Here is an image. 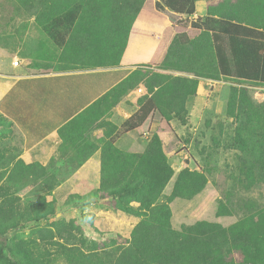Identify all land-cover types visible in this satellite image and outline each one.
Returning a JSON list of instances; mask_svg holds the SVG:
<instances>
[{
	"label": "trees",
	"instance_id": "trees-1",
	"mask_svg": "<svg viewBox=\"0 0 264 264\" xmlns=\"http://www.w3.org/2000/svg\"><path fill=\"white\" fill-rule=\"evenodd\" d=\"M50 1L44 0L49 5L39 17L42 29L65 59L69 56L84 64L58 71L125 64L139 67L158 63L161 67L147 79V92L138 97L139 108L120 128L107 140H103L105 132L95 136L102 145L98 199L140 220L128 239L119 236L121 243L111 251L105 250V244L90 251L67 247L70 264H264V205L248 202L240 206L247 211L228 227L198 221L176 229L171 222L170 202L176 197H193L207 181L206 176L184 168L171 195L162 200L175 172L160 135L156 134L143 153L125 152L115 145L120 134L140 127L155 111L168 124L166 107L178 103L184 108L185 101L197 94L201 78L232 77L264 84V0H206L207 15L174 25L171 36L164 32L169 26L164 10L191 17L198 0H54L52 6ZM137 67L58 130L63 146L73 150L75 159L81 156L79 162L99 148L91 141V131L109 124L99 125V120L142 84L145 73ZM233 96L236 100L232 104L238 102L245 113L246 129L254 143L247 152H256L251 162L245 161L241 182L258 185L264 183V101L253 102L245 87L234 88ZM230 109L226 108L228 115L234 113ZM17 160L15 171L19 174L26 175L25 169L41 165ZM9 200L5 204H13ZM134 201L139 205L134 206ZM234 210L221 202L218 214H232ZM52 216L51 210L38 209L33 220ZM29 220L21 210L0 206V264H50L44 254L34 251L17 234L9 235L19 225L26 227Z\"/></svg>",
	"mask_w": 264,
	"mask_h": 264
},
{
	"label": "rangeland",
	"instance_id": "rangeland-1",
	"mask_svg": "<svg viewBox=\"0 0 264 264\" xmlns=\"http://www.w3.org/2000/svg\"><path fill=\"white\" fill-rule=\"evenodd\" d=\"M54 4V0H51L50 5ZM47 5L49 4H45L44 0L43 2L41 0H3V10L12 14V16L3 14L4 19L8 16L12 21L6 25L3 20L1 43H6L10 49H13L10 44L21 38L15 34L18 29L14 30V28L20 21L16 22L14 15L28 17L30 14H37L39 18ZM163 14L170 26H165L164 32L170 36L173 34L174 25H183L191 20V17L176 15L169 9H165ZM197 15L196 12L194 19ZM24 24H28V21ZM37 27L39 26L35 25V29ZM21 36L24 38V34ZM29 41H27V48L34 47V39ZM49 42L50 49L47 51V56H44L49 59V62L42 70L58 71L70 66L83 67V63L77 62L72 57L68 56V59H65L63 51L52 41ZM5 55L2 56L5 59L2 61L3 65L7 68H19L13 66L12 53L7 52ZM158 66V63H152L137 67L145 73L141 77L143 85L130 90L99 120V125H101L100 122L109 123L104 128L101 127L102 125L96 128L103 129L99 134L105 132L103 140L113 135L120 128L125 117L137 109L138 97L130 101L129 96H135L134 91L138 88H142L143 91L137 96L147 92V86L144 84L148 82L147 79L153 75V72L160 71L161 67ZM24 67L20 69L23 73L37 71L32 64ZM163 71L173 75L194 77L193 74L185 72ZM202 79H204V86L201 83ZM243 87L248 89L253 102L264 101V84L233 78L218 80L201 78L197 94L185 101L184 108H181L178 103L166 107L170 116L168 124L160 112L155 111L140 127L122 133L116 139L115 145L120 150L130 153L138 150L135 153H143L156 134L160 135L168 162L175 172L164 188L162 200H167L171 195L178 173L184 168L201 172L206 176L207 181L193 197H176L170 202L171 222L176 229L180 230L184 225L198 221L218 222L228 227L242 218L247 211L239 208L240 206L248 202L264 205V183L254 185L249 181L241 182L244 177L242 167L245 161L251 162L256 153L247 152L248 149L254 148V143L246 129L245 113L241 112L238 102L232 104L236 100L233 96L234 88ZM119 107L122 113L118 111ZM226 108H233L234 113L231 115V111H228L230 113L228 115ZM91 141L94 142L93 139ZM98 144L101 145V142ZM22 150L21 133L12 121L0 114V206L21 210L30 218L26 227L19 225L14 233L9 234L10 237L17 234L34 251L44 254L50 264H70L65 253L67 247L74 246L90 251L94 246L105 244L108 245L105 250L111 251L117 246L116 244L121 243V238L130 237L135 225L132 220L136 216L114 210L105 202H102L98 209L84 205L82 208L84 199L76 195L75 187L87 188L88 182L80 184V181L72 179L73 171L77 167L73 150L63 147L60 154L48 165H36L25 169L28 172L26 175L15 171V164ZM51 183H55L53 187ZM94 194L98 198L100 195L98 188ZM9 199L13 204H5L10 201ZM88 199L89 197L85 198V200ZM221 202L228 203L235 209L234 212L219 215L218 209ZM132 204L139 205L136 201ZM38 209L51 210L53 216L48 220L34 221V215Z\"/></svg>",
	"mask_w": 264,
	"mask_h": 264
},
{
	"label": "crops",
	"instance_id": "crops-1",
	"mask_svg": "<svg viewBox=\"0 0 264 264\" xmlns=\"http://www.w3.org/2000/svg\"><path fill=\"white\" fill-rule=\"evenodd\" d=\"M2 1L0 0V35L3 34V20L6 25L12 21L8 16L7 19H4L5 14L9 16L12 14L3 10ZM207 11V1L198 0L196 2L197 18L206 16ZM173 13L187 16L186 14ZM14 16L16 22L20 21L14 28V30L18 29L15 34L21 38L10 44L13 49L0 41V114L12 121L22 135L23 150L19 158H22L26 163L38 162L41 165H48L65 147L58 130L126 78L137 66L125 64L119 67L42 73L38 70L45 68L49 62V59L44 58L50 49L49 36L42 29L37 14H30L28 17L19 14ZM192 20H194V15L191 16ZM26 21L28 24H24ZM13 25H15L14 21ZM35 25L39 27L35 29ZM23 34L24 38L21 36ZM33 39L34 47L27 48V41L31 42ZM7 52L13 54V66L19 68H7L2 64V61L5 60L2 56ZM15 61H18V64H15ZM31 64L37 71L21 72V68ZM203 80L201 81L202 86H204ZM142 91V88H138L137 91H134L135 96H129V100L134 101ZM121 110L119 107L120 113H122ZM135 111L125 117L123 122ZM102 130V128L95 129L91 133V140L93 139L98 144L94 136L101 133ZM101 146L99 145V148L95 149L83 161L79 162L81 158L79 156L76 162L77 167L72 174V179L80 181V184L88 182L87 188L85 186L75 187L76 195L84 199L82 208L93 206L98 209L102 203L94 194L101 180ZM66 149L68 148L66 147ZM133 152H138V150ZM86 197L89 199L85 200ZM109 214L112 217L111 213ZM132 221L136 225L139 218L135 217Z\"/></svg>",
	"mask_w": 264,
	"mask_h": 264
},
{
	"label": "built area",
	"instance_id": "built-area-1",
	"mask_svg": "<svg viewBox=\"0 0 264 264\" xmlns=\"http://www.w3.org/2000/svg\"><path fill=\"white\" fill-rule=\"evenodd\" d=\"M15 64H18V61H15Z\"/></svg>",
	"mask_w": 264,
	"mask_h": 264
}]
</instances>
